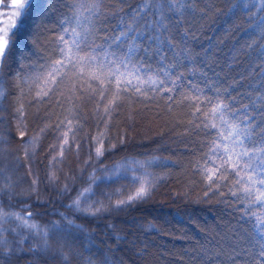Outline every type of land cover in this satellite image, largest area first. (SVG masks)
Wrapping results in <instances>:
<instances>
[{
	"label": "snow or ice",
	"instance_id": "snow-or-ice-1",
	"mask_svg": "<svg viewBox=\"0 0 264 264\" xmlns=\"http://www.w3.org/2000/svg\"><path fill=\"white\" fill-rule=\"evenodd\" d=\"M42 4L47 5L46 11ZM230 4L223 15L231 19L240 11L250 13L257 20L253 30L264 39V14L257 16L264 13V0H230ZM0 5L11 9L0 22V84L4 82V69L14 55L19 61L31 55L20 51L22 40L32 44L30 34L26 35L28 20L36 13L43 12L46 16L59 8L60 34L54 38V54L44 57L39 65L22 64V67L38 69L31 76L37 102L51 96L58 98L69 86L74 91L79 83L81 89L87 84L91 96L98 93L99 100L105 102V118L122 107L127 98L147 100L152 98L149 93H166L170 107L172 103L186 104L193 117L189 123L204 136L203 163L198 162L197 169L209 191L223 195V188L233 201L229 207L236 214V224L230 227L231 236L240 240L239 233L243 232L247 238L243 248L233 242L229 253L218 252L216 249L223 244L210 241L198 258L202 264H212L218 258L224 264H236L238 259L245 264H264V43L254 48L255 72H249L252 79L241 91L243 74L239 79L221 75L188 45L185 21L197 13L207 16L209 11L218 15L221 12L209 0H11L10 5L0 0ZM255 44L253 41L248 47L253 48ZM23 82L27 84L29 76ZM93 82L97 87H92ZM4 94L0 88V97ZM17 111L22 112V106ZM67 125L71 130V121ZM63 140L62 148L69 143L67 134ZM113 147L110 145L108 151ZM60 155L63 156V151ZM95 155L97 159L104 155L102 143L95 148ZM156 162L157 158L147 161L127 158L111 168L99 169L105 173L103 176H97L94 169L88 174L87 187L77 188L76 196L70 197L69 203L59 201L68 213H48L60 219L49 220L46 225L35 222V216L43 214L4 211L0 201V264H12L14 258L25 256L32 257L29 264L57 258L60 264H71L72 256H79L78 242L87 251L96 248L103 252L96 244L97 234L77 223V219L95 220L110 214V208L122 210L147 200L154 187L146 179L152 175L148 168ZM136 172L142 175H131ZM128 178L139 184L134 194L112 202V196L123 195L124 190L102 192L110 207L103 199H96L100 184ZM49 180L54 183L55 177L50 176ZM32 184L35 190L36 181ZM57 191L64 197L71 189L66 184ZM5 194V188L0 187V196ZM224 202L228 203L227 199ZM107 227L117 242V247H110L108 253L118 252L123 247L121 242L126 243L128 237L118 235L112 224ZM153 228L155 225H149V230ZM108 253H105V264H116Z\"/></svg>",
	"mask_w": 264,
	"mask_h": 264
},
{
	"label": "trees",
	"instance_id": "trees-1",
	"mask_svg": "<svg viewBox=\"0 0 264 264\" xmlns=\"http://www.w3.org/2000/svg\"><path fill=\"white\" fill-rule=\"evenodd\" d=\"M209 2L221 12L218 15L209 11L207 16L197 13L187 19L183 27L188 31V45L221 75L239 79L243 74L245 79L240 88L243 91L252 79L249 72H255L254 48L264 43L253 30L256 17L240 11L228 19L223 13L231 6L230 0ZM41 7L46 11L47 5ZM122 7L127 10L126 5ZM261 14L264 13L257 16ZM59 19V8L46 16L43 12L34 14L26 28L32 44L22 40L20 45V51L31 53L30 57L19 61L14 55L3 72L4 82L0 84L5 93L0 97V170L3 171L0 187L6 190V194L0 196L3 210L22 215L26 211L41 213L43 215L35 216V222L46 225L49 220L60 219L48 213H68L59 201L69 203L70 197L76 196L77 188L87 187L88 174L94 169L97 176H103L105 173L99 169L111 168L127 158L140 161L157 158L148 168L152 175L146 179L151 180L154 187L147 200L122 210L110 208V214L95 220L77 219V223L97 234L96 244L104 251L96 248L87 251L78 242L79 256L73 255L71 264H88L89 260L92 264H105V253L110 247H117L107 227L109 224L115 226L118 235L128 237L126 243L121 242L123 247L118 252L108 253L116 264L121 261L123 264H202L199 253L210 241L223 244L216 249L218 252H231L233 242L239 248L245 247L247 238L243 232L239 233L240 240L230 234V227L236 224V214L229 207L233 201L227 191L222 188L223 195L209 191L197 169V163H203L204 136L189 123L193 117L186 104L172 103L170 107L166 93H149L152 98L147 100L135 96L127 98L122 107L105 118V102L99 100L98 93L92 97L87 84L81 89L79 83L74 91L70 90L71 86L64 88L58 98L51 96L42 102L34 99L31 76L36 75L38 69L22 67V64L39 65L44 57L54 54V38L60 34ZM42 31L45 35L41 43L36 35ZM253 41L256 44L249 48ZM25 76H29L27 84L23 82ZM92 87H97L96 83L93 82ZM21 106L22 112H18ZM67 121H71V130ZM64 134L69 143L62 148ZM101 143L104 155L97 159L95 148ZM110 145L114 146L111 152L108 151ZM50 176L55 177L54 183L49 180ZM66 184L71 192L60 197L57 189ZM138 187L131 178L100 184L96 188V199H103L110 207L102 192L123 189V195L112 196L114 202L126 199ZM226 199L228 203L224 202ZM149 225L155 228L149 230ZM31 259L30 256L14 258L12 264H29ZM38 264H60V260L40 259ZM212 264H224V260L218 258ZM236 264L245 262L238 259Z\"/></svg>",
	"mask_w": 264,
	"mask_h": 264
},
{
	"label": "rangeland",
	"instance_id": "rangeland-1",
	"mask_svg": "<svg viewBox=\"0 0 264 264\" xmlns=\"http://www.w3.org/2000/svg\"><path fill=\"white\" fill-rule=\"evenodd\" d=\"M10 3H11V0H6V1H5V4L10 5ZM10 11H11L10 7L6 8V7H4L3 5H0V22H2V21L5 20L4 13L10 12ZM0 26H2V24H0ZM44 35H45L44 31L39 32V33L36 35V39H37L38 41H41V43H42L43 40H41V39H43V36H44Z\"/></svg>",
	"mask_w": 264,
	"mask_h": 264
},
{
	"label": "flooded vegetation",
	"instance_id": "flooded-vegetation-1",
	"mask_svg": "<svg viewBox=\"0 0 264 264\" xmlns=\"http://www.w3.org/2000/svg\"><path fill=\"white\" fill-rule=\"evenodd\" d=\"M6 0H4V2H5Z\"/></svg>",
	"mask_w": 264,
	"mask_h": 264
}]
</instances>
